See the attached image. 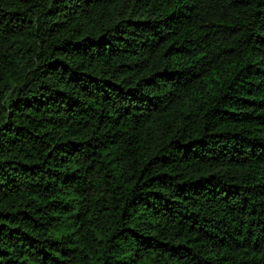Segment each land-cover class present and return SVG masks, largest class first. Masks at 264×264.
<instances>
[{"label": "trees", "instance_id": "trees-1", "mask_svg": "<svg viewBox=\"0 0 264 264\" xmlns=\"http://www.w3.org/2000/svg\"><path fill=\"white\" fill-rule=\"evenodd\" d=\"M0 264H264V0H0Z\"/></svg>", "mask_w": 264, "mask_h": 264}]
</instances>
